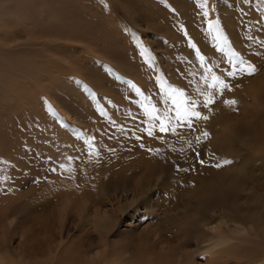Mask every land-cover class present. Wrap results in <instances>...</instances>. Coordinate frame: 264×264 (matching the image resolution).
Returning <instances> with one entry per match:
<instances>
[{"label": "rangeland", "instance_id": "374dc122", "mask_svg": "<svg viewBox=\"0 0 264 264\" xmlns=\"http://www.w3.org/2000/svg\"><path fill=\"white\" fill-rule=\"evenodd\" d=\"M202 2L0 0V251L24 264L264 259V0ZM209 21L256 65L254 75H227L230 57ZM213 75L230 89L213 88ZM168 88L183 89L207 119L149 135L159 122L143 105L173 109ZM208 94L215 102L206 105ZM222 130L218 148L202 135ZM186 132L201 139L196 147L180 138ZM148 170L160 181L137 201L122 185L112 190ZM227 179L226 193H202ZM194 211L252 229L227 252L197 253L209 240Z\"/></svg>", "mask_w": 264, "mask_h": 264}, {"label": "bare ground", "instance_id": "6f19581e", "mask_svg": "<svg viewBox=\"0 0 264 264\" xmlns=\"http://www.w3.org/2000/svg\"><path fill=\"white\" fill-rule=\"evenodd\" d=\"M226 131L225 130H222L221 132L219 131H214L213 133H209V136H210V138H211V143H209L211 146H215V147H219V144H220V141H221V138L222 137H225L226 136V134H227V132L225 133ZM230 134V133H229ZM182 135L183 136H181L180 138L181 139H183V137H185V138H188V141H189V145H193L194 147H196V145L199 143V141L201 140L199 137H194V136H189L188 135V133L186 132V133H182ZM233 137V136H232ZM199 138V139H198ZM227 138H228V135H227ZM154 139V138H153ZM170 140H171V138H170ZM172 141V140H171ZM173 142V141H172ZM192 142H194V143H192ZM180 144H182V143H179V145ZM228 145H229V143L227 144V148H228ZM168 146V144L167 143H165V147H167ZM181 146V145H180ZM186 147V146H185ZM193 147V148H194ZM161 160V159H160ZM150 165V164H149ZM159 165V170H157V172H159V173H156V174H162V172H163V170H164V168L166 167V162L163 160V158H162V160L160 161V163L158 164ZM144 166H145V164H144ZM141 167V166H140ZM151 167V166H150ZM142 168H143V166H142ZM155 168H157V167H155ZM139 169V168H138ZM150 169H153V167L152 168H150ZM140 170V169H139ZM143 170V169H142ZM150 170H148V172H149ZM145 172V171H144ZM135 173H136V171H135ZM141 173V172H140ZM228 174V172H226V175ZM144 175V174H143ZM151 175H152V171L151 172H149L145 177H143V178H141V179H136V181L134 180V182H133V175L130 177V179L131 180H129L128 182H127V179H125V178H123L122 179V181H121V179L118 181V182H116V181H114V184H113V187H114V189H112V190H115V193L117 192V190H118V188H119V186L120 185H122V187L124 188V190L126 191V192H135V194H134V200H138L143 194H144V192H145V190H147V189H152L153 187H155L157 184H158V181H160V178L157 176L156 178H153V176L151 177ZM135 176H137V174L135 175ZM141 176H142V174H141ZM141 176H139V178L141 177ZM155 177V176H154ZM169 178V177H168ZM181 177L178 175V177H177V179H176V183H181V179H180ZM195 181V180H194ZM130 182H133V184H131ZM163 182H165L164 180H163ZM230 181H229V179H227V180H225V181H222V182H218L217 184H212V187L211 188H207V191L205 190V191H203L202 193L204 194V193H206V192H209V193H211L210 195L211 196H216L217 195V192H220V191H222V190H224L225 189V187L227 186V184L229 183ZM232 183V182H231ZM231 183H229V187H230V184ZM164 184V183H163ZM168 184V183H167ZM183 185V184H182ZM228 187V188H229ZM222 189V190H221ZM103 190H106V191H104V194H106V193H108L109 192V190L110 189H107V187L106 188H103ZM227 190V189H226ZM216 195H215V194ZM224 193H226L225 192V190H224ZM223 193V195H225ZM194 194V193H193ZM193 194H191V195H193ZM213 194V195H212ZM219 194V193H218ZM222 194V193H221ZM229 194V193H228ZM189 195V194H188ZM209 195V196H210ZM220 195V194H219ZM186 196H187V194H186ZM186 196H184V197H186ZM197 196V195H196ZM227 196V195H226ZM219 197V196H218ZM175 198V197H174ZM175 199H177V197L175 198ZM174 199V200H175ZM207 199H209V198H207ZM207 199H204V201L202 202V204H204V202L205 201H207ZM180 200V199H179ZM223 200V199H222ZM188 202H191V196L189 195V200H187ZM186 201V202H187ZM196 201V200H195ZM211 201H214V200H211ZM220 201V200H219ZM226 201H229V200H227L226 198H225V201L224 202H226ZM182 202H183V200H182ZM236 202L238 203V201L236 200ZM235 202V203H236ZM179 203V202H178ZM198 201L195 203V205L196 206H198ZM209 203V202H208ZM208 203H207V206H208ZM221 203H223V202H221ZM232 203H234V199H233V202ZM183 204V203H182ZM187 204H189V203H187ZM225 205V204H224ZM236 205H238V204H236ZM171 206H172V204H171ZM180 205L179 204H175V207L174 208H178ZM205 206H206V203H205ZM209 206H210V204H209ZM218 206H223V205H218ZM232 206V205H231ZM231 206H229L228 207V211H230L229 209L230 208H232ZM234 206H235V204H234ZM234 206H233V208H234ZM173 207V206H172ZM224 207V206H223ZM237 207V206H236ZM83 209H84V211H85V209H86V211H87V208H86V205H83V207H82ZM199 207H197V209H198ZM204 208H206V207H204ZM225 208H226V206H225ZM225 208H223V209H225ZM238 208V207H237ZM195 210H196V208H194ZM227 209V208H226ZM225 209V210H226ZM235 210V209H234ZM166 211V210H165ZM205 211V210H204ZM227 211V212H228ZM232 211V210H231ZM230 211V212H231ZM83 213V212H82ZM194 213H196L195 215V217H194V222H195V227L199 230V228L201 227V226H203L204 225V229L206 230V233L208 234V240H209V242L205 245V247H203V250H202V248L200 249V247H199V251L197 250V253H199V252H203V253H208L209 255H214V254H216L217 252L219 253V252H222V253H224V251L225 252H227L226 250H228V249H230L231 247H234V245L235 244H237L236 242L237 241H244V238L245 237H247V235L248 234H250V231H251V229H252V227H251V224H250V222L248 221V225L246 224V222H243V221H239V222H237V220L232 224V223H230V224H232L233 226H231L230 224H228V220H226L225 219V217L224 216H221V215H225L224 213L223 214H221L220 216L221 217H219V219H218V221L216 222V223H213V221H211V222H209V220H208V217L207 216H205V215H201V219L199 220L198 218H197V214L199 213H197V211H194ZM230 214H232V213H230ZM226 218H227V216H226ZM211 219V218H210ZM229 219V218H228ZM232 220V219H231ZM253 221V220H252ZM256 221V220H255ZM215 222V221H214ZM254 223V222H253ZM193 224V223H192ZM250 224V225H249ZM127 225H129V223L127 224ZM96 227H97V223H96ZM232 227V228H231ZM260 227V226H259ZM197 230V231H198ZM201 231L203 230V228L202 229H200ZM259 230V229H258ZM264 232V231H263ZM257 234H259V233H257ZM257 234H255V236L257 235ZM255 238H259V236L257 237H255ZM246 239V238H245ZM185 240H183V242H184ZM263 241V240H262ZM245 242V241H244ZM262 246V245H261ZM1 247V246H0ZM262 248H264V247H262ZM1 249V248H0ZM5 250H1L0 251V264H24L23 263V261H22V259H20L21 257H19V258H17V257H15L12 253H11V250L8 248V247H6V248H4ZM260 249V248H259ZM202 250V251H201ZM98 252V251H97ZM188 252H191V251H188ZM222 253H221V255H222ZM220 254V253H219ZM192 255V254H191ZM263 257H264V255H263ZM189 259H190V257H189ZM260 259V258H259ZM67 260V259H66ZM188 260V259H187ZM182 261V260H181ZM183 261H186V260H183ZM70 262V261H69ZM68 262V264H70ZM187 262V261H186ZM257 262V261H256ZM67 264V263H66ZM123 264V263H122ZM124 264H139L138 262H136V261H133V262H128V263H124ZM182 264H185V262L183 263L182 262ZM194 264V263H193ZM257 264H264V259H262V260H260L259 261V263H257Z\"/></svg>", "mask_w": 264, "mask_h": 264}, {"label": "snow or ice", "instance_id": "6c2138e0", "mask_svg": "<svg viewBox=\"0 0 264 264\" xmlns=\"http://www.w3.org/2000/svg\"><path fill=\"white\" fill-rule=\"evenodd\" d=\"M245 2H249V0H245ZM207 6V0H204V2L200 3L201 8H206ZM213 28L216 29V35L214 36V39L217 41V44L220 47V51L223 52L227 50L230 57L232 70L228 71L227 75L230 77H235L242 74L254 75L258 71L256 65L251 63L250 61L243 59L238 53L233 52V50L229 46L230 42L228 41L227 37L219 29V21H209V30H212ZM193 47H195V45H193ZM197 51L199 52V50ZM200 61L204 64H207V59L203 54L200 55ZM209 71H211L210 67ZM161 87H164L163 83L161 84ZM212 87L217 88L220 93L223 94V91L225 89H230L231 86L221 76L213 75ZM137 91L140 90L137 88ZM167 94L169 99H171L173 105H175L173 109H166L161 112L155 104L143 105L149 117L153 121L159 122L158 124H153L151 128L147 129L149 135H152V128L155 127H158L159 130L164 133H175L177 131V128L184 126L185 123H187L188 126H191L193 117L198 119H207V117L203 116L199 111L196 110L198 105L195 101H193L189 96L186 95L183 89L168 88ZM214 102L215 98L211 94H208L205 100L206 105L212 104ZM225 103L233 105L236 103V101L234 99L226 100ZM170 112H174L175 115H171ZM202 135L207 138L209 133L204 132L202 133ZM89 144H91V141H89ZM149 151H151V149H149ZM200 162L203 163L204 161ZM223 163L228 164L231 163V161L225 160ZM220 166V164L216 165V167ZM3 179H8V177H3Z\"/></svg>", "mask_w": 264, "mask_h": 264}]
</instances>
